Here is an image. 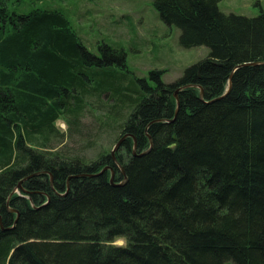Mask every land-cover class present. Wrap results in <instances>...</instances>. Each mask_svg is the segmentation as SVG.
<instances>
[{
    "label": "trees",
    "instance_id": "16d2710c",
    "mask_svg": "<svg viewBox=\"0 0 264 264\" xmlns=\"http://www.w3.org/2000/svg\"><path fill=\"white\" fill-rule=\"evenodd\" d=\"M220 1L153 0L183 47L210 48L165 83L129 80L126 52H91L63 12L0 0V264H264V13ZM87 111L152 149L127 137L124 173L107 149L64 151ZM108 165L124 184L76 176Z\"/></svg>",
    "mask_w": 264,
    "mask_h": 264
},
{
    "label": "rangeland",
    "instance_id": "374dc122",
    "mask_svg": "<svg viewBox=\"0 0 264 264\" xmlns=\"http://www.w3.org/2000/svg\"><path fill=\"white\" fill-rule=\"evenodd\" d=\"M8 5L18 13H28L35 8L63 12L81 41L97 55H100L102 43L123 49L129 72L118 71L127 73L129 80L139 77L152 81L150 72L162 70V80L173 83L188 67L210 53V48L205 45L183 47L181 30L162 20L153 0H8ZM219 8L226 14L256 17L264 13V0H221ZM93 115L96 112L87 111L80 126L82 130L69 135L62 146L64 151L88 161L105 149L112 151L117 141V132L100 125ZM57 126L68 132L63 119L58 120ZM116 243L123 245L125 241Z\"/></svg>",
    "mask_w": 264,
    "mask_h": 264
},
{
    "label": "water",
    "instance_id": "95a60500",
    "mask_svg": "<svg viewBox=\"0 0 264 264\" xmlns=\"http://www.w3.org/2000/svg\"><path fill=\"white\" fill-rule=\"evenodd\" d=\"M249 64H254V65H256V64H258V62H255V63H244V64H240V65H238V66L235 67L234 71H235L236 69L242 67V66L249 65ZM234 71H233V72L231 73V75H230L229 82H228V87H227L226 92H225L222 96H220V97H218V98H216V99H219V98L223 97L224 95H226V94L230 91V89H231V87H232V78H233ZM190 86H193V84L185 85V86H183V87H181V88H178V89L175 91V97L177 98L178 106H179V103H180V102H179V98H178V92H179V90H181L182 88L190 87ZM194 86H195V85H194ZM196 86L200 88V96L203 97V94H204V90H203V88H202L201 86H199V85H196ZM127 137H133V138H134V145H133V154H134V155H144V154H147V153L152 149V147H153V141H152V138L150 137V141H151V145H150V147H149L147 150L138 153V145H137V141H136V138L134 137L133 134H131V133H126V134H124L121 138H119V140L115 143V145H114V147H113V149H112V151H111V154H112V156H113L114 162L116 163V165H117L119 168H121V170L123 171V173L125 172V171H124V168H123L122 164L119 162V160L117 159V155H116V153H117V151L119 150V148L123 145V142L125 141V139H126ZM107 169H111V172H112V173H111V178H110L111 183H113V184H117V185H122V184H124V183L126 182V180H127L126 177H125V179H124L122 182H120V183L115 182V174H116V172H115L114 168H113L112 166H110V165L104 167L100 172H96V173H84V174H78V175H76V176H90V177L99 176V175L103 174ZM39 173H41V172H37V174H39ZM19 187H21V184L19 185ZM69 189H70V185L68 184V186H67V192L69 191ZM49 199H50V198H49ZM13 211H15V212L17 213V215H18V217H17L16 220H15V223H16V222L18 221V218H19V215H20V214H19V211H18V210H13ZM0 223H1L2 228L5 229L4 226H3V223H2L1 215H0Z\"/></svg>",
    "mask_w": 264,
    "mask_h": 264
}]
</instances>
